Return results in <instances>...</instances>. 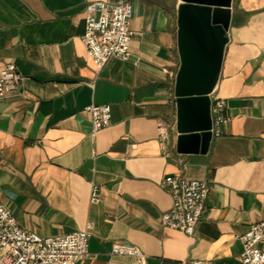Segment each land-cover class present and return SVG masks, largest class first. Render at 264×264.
Segmentation results:
<instances>
[{
  "label": "crops",
  "instance_id": "1",
  "mask_svg": "<svg viewBox=\"0 0 264 264\" xmlns=\"http://www.w3.org/2000/svg\"><path fill=\"white\" fill-rule=\"evenodd\" d=\"M132 4L127 61L97 70L81 42L87 5ZM180 0H0V61L23 77L0 100V200L17 224L41 236L91 223L88 256L76 264H138L112 255L138 247L147 264L207 260L241 264L239 236L264 221V0H232L219 80L211 99L229 121L202 153L177 150L175 76ZM110 105L92 128L88 105ZM168 132L162 141L160 133ZM167 176L208 182L195 233L166 228ZM92 185L100 189L90 202Z\"/></svg>",
  "mask_w": 264,
  "mask_h": 264
},
{
  "label": "built area",
  "instance_id": "2",
  "mask_svg": "<svg viewBox=\"0 0 264 264\" xmlns=\"http://www.w3.org/2000/svg\"><path fill=\"white\" fill-rule=\"evenodd\" d=\"M129 1L108 3L96 1L87 5L84 32L81 42L97 70L110 58L127 61L131 57L129 45L132 31L129 23L132 16ZM23 77L12 62L0 61V100L14 96ZM85 111L91 117L92 128L98 131L110 125V105H88ZM212 137L223 133L230 115L224 99L211 102ZM162 141L169 138L168 132L160 133ZM168 188L172 204L161 217L164 227L180 231L188 236L196 227L206 208L208 182L167 176L163 180ZM100 198V189L92 185L90 202ZM91 223L85 228L64 235L41 236L21 228L10 210L0 200V264H76L88 256ZM242 244L241 264H264V221L251 224L239 236ZM112 255L133 257L138 264H147V256L136 246L115 243ZM180 264H213L207 260H184Z\"/></svg>",
  "mask_w": 264,
  "mask_h": 264
},
{
  "label": "water",
  "instance_id": "3",
  "mask_svg": "<svg viewBox=\"0 0 264 264\" xmlns=\"http://www.w3.org/2000/svg\"><path fill=\"white\" fill-rule=\"evenodd\" d=\"M175 76L177 150L205 154L212 141L211 94L219 80L232 0H180ZM237 101L230 100V107Z\"/></svg>",
  "mask_w": 264,
  "mask_h": 264
}]
</instances>
